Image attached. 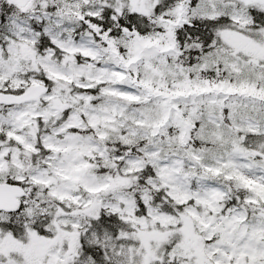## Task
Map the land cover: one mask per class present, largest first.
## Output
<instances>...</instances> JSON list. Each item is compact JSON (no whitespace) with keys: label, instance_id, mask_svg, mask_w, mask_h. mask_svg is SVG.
Wrapping results in <instances>:
<instances>
[{"label":"snow or ice","instance_id":"1","mask_svg":"<svg viewBox=\"0 0 264 264\" xmlns=\"http://www.w3.org/2000/svg\"><path fill=\"white\" fill-rule=\"evenodd\" d=\"M0 264H264V0H0Z\"/></svg>","mask_w":264,"mask_h":264}]
</instances>
